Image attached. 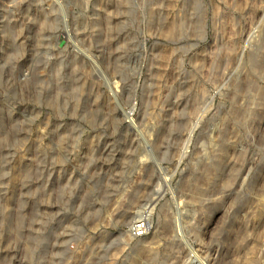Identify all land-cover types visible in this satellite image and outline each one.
<instances>
[{"label":"rangeland","instance_id":"1","mask_svg":"<svg viewBox=\"0 0 264 264\" xmlns=\"http://www.w3.org/2000/svg\"><path fill=\"white\" fill-rule=\"evenodd\" d=\"M0 264H264V0H0Z\"/></svg>","mask_w":264,"mask_h":264},{"label":"built area","instance_id":"2","mask_svg":"<svg viewBox=\"0 0 264 264\" xmlns=\"http://www.w3.org/2000/svg\"><path fill=\"white\" fill-rule=\"evenodd\" d=\"M149 232V225L145 222H138L135 225L132 226L130 233L135 238H143L146 235H148Z\"/></svg>","mask_w":264,"mask_h":264},{"label":"bare ground","instance_id":"3","mask_svg":"<svg viewBox=\"0 0 264 264\" xmlns=\"http://www.w3.org/2000/svg\"><path fill=\"white\" fill-rule=\"evenodd\" d=\"M134 112V109H131V111L130 112H128L129 113V115H130V113L132 114ZM124 113V112H123ZM128 115V116H129Z\"/></svg>","mask_w":264,"mask_h":264}]
</instances>
